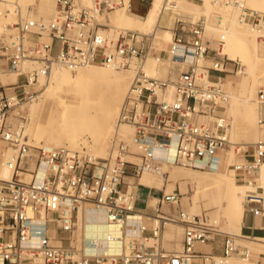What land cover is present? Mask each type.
Masks as SVG:
<instances>
[{
    "label": "built area",
    "instance_id": "2783aa9c",
    "mask_svg": "<svg viewBox=\"0 0 264 264\" xmlns=\"http://www.w3.org/2000/svg\"><path fill=\"white\" fill-rule=\"evenodd\" d=\"M49 19L36 5L24 9L19 0H0V76L16 77L0 82V264H228L234 258L247 260L245 247L234 235L220 231L206 215L183 212L178 193L165 194L150 210L136 206L134 182L143 173H157L167 163L201 171L231 169L237 182L256 189L247 196L244 213L259 218L264 245V190L257 170L264 166V139L238 147L230 139V124L224 115L229 94L222 76L233 72L237 62L220 57L224 41L211 49L205 40V21L190 23L192 40L175 34L166 60L176 75L157 78L144 71L154 54L152 34L119 30L107 33L100 18L114 10L129 9L124 0H51ZM216 6H235L241 24L264 32V12L244 7L236 0H214ZM179 31L184 22L176 21ZM222 26V17H217ZM146 44V46H145ZM191 61L186 64L187 54ZM212 54L211 65H198ZM185 63V64H184ZM101 66L132 70L134 76L117 118V127L133 129L132 140L115 133L105 157L83 147L31 145L24 135L25 117L14 121L23 105L37 98L54 72ZM185 69V70H184ZM211 72L218 74L215 81ZM264 106V86L256 92ZM19 112V111H18ZM258 127L264 132L260 113ZM232 154L237 161L228 162ZM10 177L5 179L1 171ZM162 206L175 211L162 212ZM102 212L105 224L115 228L104 236L105 248H92L78 231V212ZM167 224L182 228L181 250L166 251L162 233ZM222 239V253H202L199 247Z\"/></svg>",
    "mask_w": 264,
    "mask_h": 264
},
{
    "label": "bare ground",
    "instance_id": "6f19581e",
    "mask_svg": "<svg viewBox=\"0 0 264 264\" xmlns=\"http://www.w3.org/2000/svg\"><path fill=\"white\" fill-rule=\"evenodd\" d=\"M124 1L127 4L129 0ZM201 1H203V7H199L196 3L190 2L188 0H153L152 8L149 11L147 18H145L144 20L131 15L129 9L125 7L121 9V13H117L115 11L110 12L107 16L108 18L101 17L99 21H101V19H104L105 22L100 23L107 29V31H118L121 29L119 28V26H127L128 28L137 30L140 29L141 31H143L141 33L154 34L155 32L158 41L163 44L167 40L169 41V33H166V35H164L163 33H159L155 28L157 21L162 15H167L168 18L172 21L173 18H175L174 16H178V18H180L182 21L189 23H194V20L196 18L199 20L202 19L205 21L206 30L210 34L215 36L219 35L218 37H222L224 40L228 38L231 40V42H234L239 46V56L246 65H250L252 66V68H255L256 66L254 65L256 64V62H264V41L262 43H258L256 41L257 37H264V32H259L247 27L246 25H242L238 19V10L235 6H229L227 7V9L224 8L226 10H224V14L222 16V21L224 22V25L221 26L222 28L214 27L211 24L207 25L206 21H208L209 17L214 14L212 13V8L209 4L210 1ZM84 2L89 3V0H84ZM243 2L248 5V8L251 7L257 11L264 12V0H244ZM51 3V9H47L46 6H43V4H38L36 6L39 15L44 19H49L53 13L54 4L52 1ZM19 4L23 7V9L27 5H30H25L24 3H22V0H19ZM47 13L49 14L47 16H44ZM170 20L168 21L169 24ZM172 26L173 25L171 24V27ZM123 30L131 31L127 28ZM208 32H206L207 35ZM225 47L226 46L223 44L220 50H225ZM191 59V52H188L186 64L189 63ZM164 61L169 62L168 60H161L160 62H156L155 59L150 58L149 64H146V69L144 67L145 73H149V76L152 75L156 77L157 71L154 70V66H156L154 65V63L161 64ZM201 62L202 61L198 60L197 64L200 66ZM108 70L109 71L102 70L95 66H87L79 68L76 71L74 70V73L71 72L72 69H69L67 71H63L62 69V71L59 70L57 72H54L51 77V80H53V84H49L44 87V91L42 93V97L44 99L43 102L48 103V107L46 110H44L39 107V104L33 103L28 107V111L31 115L30 118H32V123L30 126H28L30 123L27 125L28 128H25V132H27L30 137H34L36 140H38V137H40L41 135L43 137L44 134H48L49 140L48 142H45V147H57L62 143V141H64L68 144V147L76 148L80 139L84 135H89L92 141L90 149L93 148V150L95 151L94 156L105 157L108 151L107 148L109 147V144H107V140L112 133L113 122L116 121L120 106L123 102L124 96H126V92L128 91L130 83L134 76V72L132 70L125 71V73H121V70H119V72L114 69ZM246 75V77L240 78V90L238 95H231V91H229L228 94L230 100L225 104V112L232 120V129L230 130L232 137L235 138L237 136H241L249 140L248 143H255L260 137L262 138V135L264 134V132H260L258 131L259 129H257V108L254 107V98L257 92V86L256 84H254L248 89L245 86L248 78H251L255 83H257V85H264V78L258 77L259 73L253 71V69L247 71ZM2 76H0L2 77L0 78V82L2 84H11L14 82L12 78L5 77V75ZM225 82H227V80H225L224 83L222 82V80L220 82L223 87ZM228 82L231 84L233 81ZM103 87L108 90V94L103 99H100V96L102 94L101 90ZM51 107H55V110L50 109ZM21 109H23V107ZM18 111H15L14 114L19 115ZM30 118L29 120H31ZM14 121L18 122L16 118H14ZM50 126L51 128L49 129L48 127ZM121 126L123 128V126L125 125ZM131 130H124L123 133L117 130L116 133H118L120 137L131 141L134 133L132 128ZM230 157L228 158L229 163H231ZM175 166L177 165L163 163L159 172H146L141 175H150L155 177L141 178L140 176L139 178H137V180H127L129 182H134V187H136L140 183L142 185H146L152 188L155 187L158 189H161L164 183V191L167 194L176 191V189H178L177 184L179 182L194 183L196 184L195 187L197 189V192L195 194L196 197L194 196L195 200H197V198H201L202 201L205 200L204 198H206V200L209 201L206 203L207 208L209 206L217 208V212H222L230 224H240L244 216L245 199L247 196L255 194L256 189L248 185L237 183L236 180L232 176L227 175L226 172H204L198 169L191 168L186 170H179L176 169ZM256 173L260 181V188L264 190V166L258 169ZM200 174H210L212 175V177L214 176L215 179H212L213 181H206L204 180L206 178L204 177V179H202ZM1 176L5 179H8L10 177V173L8 170L3 169L1 171ZM180 191L181 195L187 194V190H185L182 186H180ZM178 196L180 198L179 194ZM157 202L158 199H155L153 197L150 198L148 202V208L150 210L155 209ZM197 207L199 208V206ZM161 211L165 212L168 210L166 206H162ZM182 211L187 212L185 210ZM189 211L190 213H188L190 214V216L202 215L192 214L191 212L194 211V209L192 208H190ZM78 217V231L89 239V243L92 248L97 250L104 249V236L108 232L115 231V228L108 227L105 224L103 213L100 211L95 212L92 210L84 213L79 210ZM212 221L214 224L218 222V219L215 218ZM173 225L180 226L179 224ZM87 230H89V232H86ZM231 235H234L235 240L240 238L248 242L254 252L258 254V256L256 257V261L264 262V245L260 243L258 239H251L245 236L235 235L234 233L232 234V231ZM246 250L249 254L248 259H252L251 253L247 248ZM228 264L246 263L238 262L235 260L232 261V259L230 258L228 260ZM248 264L253 263L248 262Z\"/></svg>",
    "mask_w": 264,
    "mask_h": 264
},
{
    "label": "rangeland",
    "instance_id": "374dc122",
    "mask_svg": "<svg viewBox=\"0 0 264 264\" xmlns=\"http://www.w3.org/2000/svg\"><path fill=\"white\" fill-rule=\"evenodd\" d=\"M188 1L196 3L199 7H201L203 5V1H201V0H188ZM208 1H210L209 4L211 5L212 13L214 15H211L209 17V20H208L209 22L206 21V24L207 25L208 24L209 25L211 24L214 27L222 28L221 26L219 27L216 24L217 17L218 16H221L222 17L223 14H224V10H226L227 7H224V6L221 7V6L214 5V3H213L214 0H208ZM236 1H238V0H236ZM243 1L244 0H242V2H241V0H239L238 2H240L241 4L243 3V6L248 8V5H246V3L243 2ZM22 3H24L25 5L26 4H30V5H33L34 4L36 6L38 4H43V6L44 7L46 6L47 9H51L52 8V3H51L50 0H22ZM224 8H226V9H224ZM138 9H139V0H134L133 1V4H132L131 10L132 11H137ZM250 9H253V8L250 7ZM114 11L117 12V13H121L122 12V10H114ZM114 11H112V12H114ZM215 11H217V12H215ZM48 14L49 13L45 14L44 16H47ZM107 16H105V18H108ZM210 19H211L212 22L210 21ZM222 20H223V18H222ZM197 21H199V19L196 18L194 20V22H197ZM200 21H202V19ZM100 22L101 23H104L105 21H104V19H101ZM183 22H185V21H183ZM223 25H224V22L222 21V26ZM242 25H244V24H242ZM119 28H121L120 30H123V29H126V28L129 29V30H131V31H136L137 30V29H133V28H128L127 26H119ZM205 30H206V25H205V28H204V34H203V36H204L205 40H207L209 42V47L211 49L216 50L217 49V40H219L221 37H218L219 35H217V36L212 35V34H210L206 30V32H208V35H207V33L205 32ZM118 31L117 30L116 31L110 30V31H107V33H109V35L111 37L115 38L117 36V32ZM137 31L138 32H143L140 29L137 30ZM223 41H224L223 44L226 47H225V50L222 49V50L219 51L220 52L219 53L220 54V57H222V58H228L229 60L238 63V65L236 66V68L234 67V69H233V66L232 65H229L228 66V70H230V71L233 70V72H230V73L226 74V76H222V82L223 83H224L225 80H227V82H225L223 88L226 90L227 93H229V91H231V95H238L239 94V90H240V87H239L240 78L241 77H246L247 76L246 75L247 71H250V70L253 69V71H255L256 73L257 72L259 73L260 76L258 75V77L264 78V62L263 61L256 62V64L254 65V66H256L255 68H252V66H250V65H246L241 60V58L239 56V46L237 44H235L234 42H231V40L228 39V38L225 39V40L223 39ZM256 41L258 43H262L264 41V37H262V36L261 37H257L256 38ZM226 43H228V44H226ZM158 45H159V48H161L160 44H158ZM253 55H255V54H253ZM211 58H212V54H209V58H207L205 61L201 62L200 65L210 66L211 65ZM149 59L150 58H148V60H147L148 62L146 61V63H145V66H144L145 69H146V66H147L146 64H149ZM154 65H156V66H154V70H156L159 73H162V75L157 74L156 77L157 78H165L166 75H167V73H168V69H169L170 63L167 62V61H164L161 64L160 63H156V64L154 63ZM95 67H97L99 69H102V70H106V71H109L108 69H110V68H105V67H101V66H95ZM77 69H79V68L73 69L71 72L74 73ZM67 70H69V69L68 68L63 69V71H67ZM116 71L119 72V70H116ZM125 71H127V70H121V73H125ZM217 76H218L217 73L211 72V74H210L209 77H210L211 80H214V79L217 78ZM2 77H4V76H2ZM2 77H0V78H2ZM5 77L12 78L14 80V82L16 80V77L14 75L6 74ZM228 81H233V82L230 84ZM234 81H235V83H234ZM49 84L52 85L53 84V80H50V82L47 85H49ZM254 84H256V86H257L256 88L257 89L259 87L264 86V85H257V83H255L251 78H248V81L246 82V86L245 87L248 89V88H250ZM43 91H44V87L41 88L35 94V96H37L36 99H34L33 101H31V102L23 105L22 106L23 109H21L22 107L20 108L21 110L18 109L19 110V115L16 117V119L18 121L21 120V119L20 120L18 119L19 116L25 117L26 121H25V125H24V134L27 137V139H28V141H29V143L31 145L35 144L34 146H37V145L44 146L45 142H48V140H49V138H48L49 135L48 134H44L45 136L43 135V137L41 135L40 137H38V140H36L34 137H32V136L30 137V135H28V133L25 132V130H26L25 128H28V126H30L31 123H32V118H30L31 115H30V113L28 111V107L30 105H32V103L33 104H39V107L42 108V109H44V110H46L47 107H48V103L43 102V100H44L43 97H42ZM101 92H102V94L100 96V99H103L108 94V90L105 87H103L102 90H101ZM126 94H127V92H126ZM124 99H125V96H124ZM254 99H255L254 100L255 101L254 102V107L257 108V119L259 118L260 113H262V115L264 117V106H261V105L258 104L257 99H256V95H255V98ZM40 100H42V101H40ZM40 102H41V104H40ZM50 109L55 110V107H51ZM223 111H224V115L226 116V118L229 121L230 130H231L232 129V120L230 119V117L225 112L226 111L225 110V106H224V110ZM29 118L31 120H29ZM257 127H258V125H257ZM48 128L50 129L51 126L48 127ZM257 129H259L258 131L261 132V130H260L259 127ZM117 130H119V132L123 133L124 130L128 131V130H131V128H129L128 126L127 127L126 126H123V128H122V126L117 127L116 121H114L113 122V126H112V133L108 137V140H107V144H109L108 145L109 147H110V141H111L112 137L114 136V134L116 133ZM28 136H29V138H28ZM263 136H264V134L262 135V138L260 137L257 141H260L261 139L263 140L264 139ZM230 139H231V141L233 143L238 144V147H242V146H244L246 144H251V143H248L249 140H247V139H245V138H243L241 136H237L235 138L232 137L231 132H230ZM91 143H92V141H91L90 136L89 135H84L80 139V141L78 142V145L76 146V148L75 147H72V148L71 147H68V144L66 142H64V141H62V143L60 145H58L57 147H67V148H70V149H79V148L83 147V148H85L87 150L88 153L94 155L95 151L93 150V148L90 149V145H92ZM109 147L107 148V150L109 149ZM230 159H231V162L232 161H237L236 157H233L232 155H231ZM175 167H176V169H179V170L189 169L187 167H182V166H175ZM219 172H226L227 175L232 176L236 180V177H235L234 173L231 171V169L222 168ZM200 176H201L202 179H204V177H205L206 179H204V180H206V181H213L215 179L214 176L212 177V175H210V174H200ZM236 182H237V180H236ZM237 183H239V182H237ZM239 184H242V183H239ZM177 186H178L177 187L178 189H176V191H177L176 193L179 192V194H180V203H181V205H179V207L181 206V208L183 210L187 211L186 212L187 214L190 213L189 209L192 208V209H194V211L191 212L192 214H197V215L202 214V215H206L207 218H208L209 224H211L212 226H216L220 231L226 232V233L228 232L230 234H231V231H232V234L234 233L235 235H241L240 229H241V225H242L243 218H242L240 224H230L228 222L227 218L223 215L222 212H217V208L210 207V206L207 208L206 203L209 202V201L206 200V198H204L205 200H202V201H201V198L200 199L197 198V200L194 199L196 197L195 194L197 192V189L195 187L196 184L189 183V182L188 183H186V182H184V183L183 182H179L177 184ZM180 186H182L185 190H187V194L181 195ZM162 188H163V190H165L164 183H163V187ZM153 195L156 197V199H159L161 197L160 193H153ZM145 196H146V191L143 190V188L139 187V197H138L137 202H136V206L138 208H143L144 207V203H145L144 199H145ZM197 206H199V208ZM195 209H197V210H195ZM202 215H200V216H202ZM215 218L218 219V222L213 224V221L212 220L215 219ZM86 232H89V230H87ZM241 236H243V235H241ZM181 239H182V228H180V226H178V225L168 224L166 226L165 230H164V233H163L162 246L164 248H166L167 250H169L171 248L174 251H180L181 250V243H180L181 242ZM235 243L238 244V245H240V246L246 247L249 250V252L251 253V255H252L251 258L252 259L240 260V259L234 258V256H233L231 258L232 261L235 260V261H238V262H244L246 264H248V262L249 263H253V264H264V262H262V261H260V262L256 261V257L258 256V254L254 252V250L252 249V247L250 246V244L248 242H246V241L238 238Z\"/></svg>",
    "mask_w": 264,
    "mask_h": 264
},
{
    "label": "crops",
    "instance_id": "0c3cea01",
    "mask_svg": "<svg viewBox=\"0 0 264 264\" xmlns=\"http://www.w3.org/2000/svg\"><path fill=\"white\" fill-rule=\"evenodd\" d=\"M133 1L134 0H129V12H130V14L133 15V16L139 17V18H141L143 20L145 18H147L148 14H149V11L152 8L153 0H139V9L137 11H132L131 10ZM161 17H163V18H161ZM161 17L157 21V23L155 25V28L158 30L159 33H163L164 35H166V33H169L168 34L169 41L167 40L163 44L160 43V41H158V39H157L156 33L154 32L155 35L152 33V35L154 36L153 47L155 49L154 50V54L160 56L162 60H166V55H167L166 51H167V49L169 47V42H170L171 38L175 34H179V35H183L189 41L192 40V36H191V34L189 32L193 29V26L190 25V23H192V22H190V23L189 22L188 23L185 22L183 24V26L181 27L182 31L180 32L179 31L180 27H178V25L176 23V21L178 20L177 19L178 16H174L175 18H173V21L170 20L167 15H162ZM169 20H170V24L168 22ZM157 24H159V25H157ZM171 24L173 25L172 27H171ZM133 32H136L138 34H151V33H141V32H138L137 30L133 31ZM158 44H160L161 48H159ZM145 46H146V44H145ZM172 69L174 70L175 68L172 67V66H169L168 73L166 75V77H168L170 79H174L175 76H176L174 74V72H172ZM175 71H176V69H175ZM156 73L162 75V73H159V72H156ZM215 80L216 79H214L212 81H215ZM142 177L150 178V177H155V176L146 175V176H141V178ZM139 187L143 188V190L146 191V196H145V199H144V201H145L144 206L145 205L148 206V202H149L150 198L153 197V198L156 199V197L153 195V193H160V195H161L162 192H164V190L162 188L161 189H158V188H155V187L152 188V187H148L146 185H142V184L139 183V185L137 187V199L139 197ZM174 192H177V191H174ZM178 194H179V192H178ZM180 205H181V203H180ZM166 208H167L168 211H173V212L175 211V208H173V207H166ZM180 208H181V206H180ZM165 212H167V211H165ZM261 223H262V221L259 218H257V217L253 218V217L248 216V215H246L244 213L243 220H242V225H241V229H240L241 235H243L245 237H248V236L259 237V236H261V230L259 229L260 226H261ZM163 233H164V230H163ZM163 233H162V236H163ZM164 249L166 251H174L171 248L170 249L168 248L169 250H167L166 248H164ZM198 250L200 252H202V253L220 255L222 253V239L216 238L213 242H209L208 244L199 247Z\"/></svg>",
    "mask_w": 264,
    "mask_h": 264
}]
</instances>
